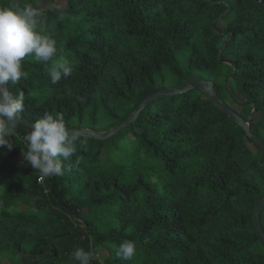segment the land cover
<instances>
[{
    "label": "trees",
    "instance_id": "16d2710c",
    "mask_svg": "<svg viewBox=\"0 0 264 264\" xmlns=\"http://www.w3.org/2000/svg\"><path fill=\"white\" fill-rule=\"evenodd\" d=\"M66 2L42 10L57 55L26 56L28 79L7 85L25 92L21 117L60 113L68 129L105 133L139 113L108 139L77 133L60 176L27 164L31 130L17 125L11 151L0 147V264H78L76 247L90 264H264V155L252 138L264 142V0ZM58 60L73 70L52 83ZM124 240L136 245L129 261L117 255Z\"/></svg>",
    "mask_w": 264,
    "mask_h": 264
},
{
    "label": "clouds",
    "instance_id": "9594fccd",
    "mask_svg": "<svg viewBox=\"0 0 264 264\" xmlns=\"http://www.w3.org/2000/svg\"><path fill=\"white\" fill-rule=\"evenodd\" d=\"M44 23L43 11L31 4L0 7V147L6 146L9 151L13 147L11 137L21 122L25 92L17 89L14 95L5 85H16L28 79L22 63L26 56L47 63L57 55V42L45 32ZM72 70L65 60L54 61L50 70L52 83L60 81L62 75H71ZM77 140L78 134L69 131L62 114L45 113L24 136L27 144L24 160L42 176L63 175L62 158L66 160L76 152ZM135 254V242L120 243L117 255L121 259L132 260ZM71 255L78 264H90L94 259L91 251L81 247H76Z\"/></svg>",
    "mask_w": 264,
    "mask_h": 264
},
{
    "label": "water",
    "instance_id": "95a60500",
    "mask_svg": "<svg viewBox=\"0 0 264 264\" xmlns=\"http://www.w3.org/2000/svg\"><path fill=\"white\" fill-rule=\"evenodd\" d=\"M5 87H7V84L5 85ZM190 87L191 88H200V89L206 91L207 93H209L211 96V99L214 101V103L217 106H219L220 108L224 109L231 117H233L237 121L238 124H240L243 128L246 129L248 135L252 136L251 130H250V123L246 122L232 108L225 107L224 104L222 103V101L218 97H216L212 81L204 80L200 77L193 76L190 78ZM177 91H178V89H164V90L160 91L159 93H157L156 95L169 94V93H174ZM138 113H139V111H135L134 115L131 118L127 119L126 121H124L123 123L118 125L115 129L110 130V131L105 132V133H96L94 131L86 130V129H81V130L69 129V131H74L78 134H83L86 136H95V137L100 138V139H108V138L114 136L116 133L124 130V128L128 124H130L132 122V120L138 115ZM19 124L21 126L28 128L29 130H32V125L34 124V122H31V121L21 117V122ZM252 138L257 143L259 149L261 150L262 154L264 155V142L256 136H252ZM262 205H263V203H260L255 210L254 224L257 228L258 234L260 235V237H262L264 239V229L262 228L260 221H259V215H260V210L262 208Z\"/></svg>",
    "mask_w": 264,
    "mask_h": 264
},
{
    "label": "rangeland",
    "instance_id": "374dc122",
    "mask_svg": "<svg viewBox=\"0 0 264 264\" xmlns=\"http://www.w3.org/2000/svg\"><path fill=\"white\" fill-rule=\"evenodd\" d=\"M16 1V4H19V2L21 0H15ZM51 5H54L56 6L57 8L59 9H64L67 7V2L66 0H40V5H39V8L41 10H45L47 9L49 6ZM231 21V18L230 19H226V20H221V24L224 27H226L228 25V23ZM224 39L221 40L219 43H220V46H222L224 44ZM237 92V95L239 96L240 99H243L244 100V96L239 92V91H236ZM237 109L240 111L241 110V107L237 106ZM252 118L255 120V121H258L261 119V114L259 113H254L252 115ZM20 165L22 167H26V163L25 161H21L20 162ZM95 253H96V256L101 260V261H104L106 259V256H107V251L102 249V248H97L94 250ZM4 264H9V261L8 260H5L4 261Z\"/></svg>",
    "mask_w": 264,
    "mask_h": 264
},
{
    "label": "built area",
    "instance_id": "2783aa9c",
    "mask_svg": "<svg viewBox=\"0 0 264 264\" xmlns=\"http://www.w3.org/2000/svg\"><path fill=\"white\" fill-rule=\"evenodd\" d=\"M39 182L43 183V177L42 176L39 178Z\"/></svg>",
    "mask_w": 264,
    "mask_h": 264
}]
</instances>
